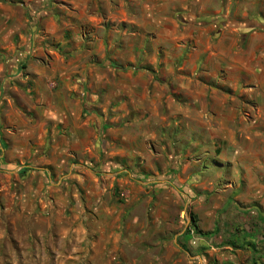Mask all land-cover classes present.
I'll use <instances>...</instances> for the list:
<instances>
[{
	"label": "crops",
	"instance_id": "1",
	"mask_svg": "<svg viewBox=\"0 0 264 264\" xmlns=\"http://www.w3.org/2000/svg\"><path fill=\"white\" fill-rule=\"evenodd\" d=\"M141 176L191 204L192 261L264 264V0H0L1 201L117 244Z\"/></svg>",
	"mask_w": 264,
	"mask_h": 264
},
{
	"label": "rangeland",
	"instance_id": "2",
	"mask_svg": "<svg viewBox=\"0 0 264 264\" xmlns=\"http://www.w3.org/2000/svg\"><path fill=\"white\" fill-rule=\"evenodd\" d=\"M96 167L90 168L95 177H103L102 182L105 177L96 172ZM136 179L146 192L139 193L136 211L125 215L128 218L117 244L114 237H109L114 228L100 231L99 224L91 219L73 217L70 220L61 214L59 229L44 228L33 219L25 220L19 214L18 190L6 198V204L0 198V209L5 205L11 209L9 216L0 219V264H200L199 259L192 261L195 251L186 244L187 237L184 239L189 235L186 229L191 222V204H185L186 200L180 198V188L160 182L143 184L147 179L142 176ZM57 182L59 177L55 178ZM153 185L156 189L151 188ZM105 198L101 201L105 202ZM99 199L91 198L93 202ZM112 199L111 203L131 205L128 195L117 193ZM131 216L136 222L132 225L129 224ZM52 232L55 239L51 241Z\"/></svg>",
	"mask_w": 264,
	"mask_h": 264
},
{
	"label": "trees",
	"instance_id": "3",
	"mask_svg": "<svg viewBox=\"0 0 264 264\" xmlns=\"http://www.w3.org/2000/svg\"><path fill=\"white\" fill-rule=\"evenodd\" d=\"M191 225L186 229V233L187 234H190L191 233V231H192V227H194L195 228V231L196 232H198V233H202L201 231H199L198 230V228H197V225H196V221H195V218H194V216L191 214V223H190ZM194 230V229H193ZM202 235V234H201Z\"/></svg>",
	"mask_w": 264,
	"mask_h": 264
}]
</instances>
